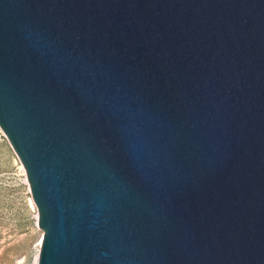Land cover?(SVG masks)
I'll return each mask as SVG.
<instances>
[{"label":"water","instance_id":"1","mask_svg":"<svg viewBox=\"0 0 264 264\" xmlns=\"http://www.w3.org/2000/svg\"><path fill=\"white\" fill-rule=\"evenodd\" d=\"M0 129L37 264H264V0H0Z\"/></svg>","mask_w":264,"mask_h":264},{"label":"rangeland","instance_id":"2","mask_svg":"<svg viewBox=\"0 0 264 264\" xmlns=\"http://www.w3.org/2000/svg\"><path fill=\"white\" fill-rule=\"evenodd\" d=\"M21 166L0 129V264H34L42 238Z\"/></svg>","mask_w":264,"mask_h":264},{"label":"bare ground","instance_id":"3","mask_svg":"<svg viewBox=\"0 0 264 264\" xmlns=\"http://www.w3.org/2000/svg\"><path fill=\"white\" fill-rule=\"evenodd\" d=\"M21 170H22V172H23V175L25 176V181H26V183L28 184V180H27V176H26V172H25V169H24V166H23V164H22V166H21ZM29 185V184H28ZM29 188V187H28ZM40 244V243H39ZM37 256H38V254H37ZM34 264H37V257L35 256V261H34Z\"/></svg>","mask_w":264,"mask_h":264}]
</instances>
